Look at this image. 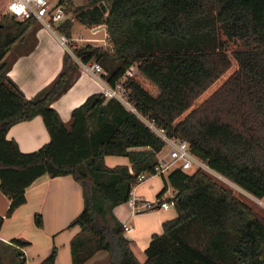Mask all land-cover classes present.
<instances>
[{"label": "trees", "instance_id": "obj_1", "mask_svg": "<svg viewBox=\"0 0 264 264\" xmlns=\"http://www.w3.org/2000/svg\"><path fill=\"white\" fill-rule=\"evenodd\" d=\"M71 18L56 29L70 37L73 20L104 24L107 45L68 41L82 62L104 68L108 85L129 65L153 83L151 94L135 77L123 84L137 112L167 134L188 141L190 151L216 172L256 197L264 196V0H60ZM34 17H0V190L8 197L5 216L25 202V189L41 174H70L82 188L81 210L68 226L71 264H83L96 251L108 264H264V216L218 183L209 173L179 167L162 177L156 198L171 186L175 215L152 233L139 262L112 209L128 202L141 172H153L163 141L140 117L115 98L89 94L65 124L51 102L71 85L77 64L65 51L60 71L32 97L7 76L4 56L35 24ZM232 62L234 68L231 70ZM230 70V71H229ZM224 79L195 101L224 73ZM42 117L49 140L22 152L6 137L9 126ZM145 147L132 149V147ZM108 154L128 164L109 166ZM147 208L146 210H148ZM4 216L0 215V228ZM34 222L41 225L35 213ZM28 241L0 239V264H25ZM56 247L39 264H53Z\"/></svg>", "mask_w": 264, "mask_h": 264}, {"label": "crops", "instance_id": "obj_2", "mask_svg": "<svg viewBox=\"0 0 264 264\" xmlns=\"http://www.w3.org/2000/svg\"><path fill=\"white\" fill-rule=\"evenodd\" d=\"M8 1L0 0V17L3 15L12 16L11 10H7L5 7ZM71 1L73 5H86L88 0ZM74 21L77 20H73L72 26ZM57 23L47 27L42 22L36 21L26 31L24 38L10 47L4 58L9 65L7 76L26 97H32L60 71L64 52L67 51L71 55L73 62L77 64V73L67 90L51 102V106L57 111L61 120L68 124L72 109L80 105L89 94L101 92L108 83L103 73L95 74L85 70V62L73 54L67 45L68 42L62 44L59 41L61 32L56 29ZM88 29L89 34L84 35L81 32H74L71 27L70 37H67L68 41L74 43L87 41L93 45H107V32L104 24L94 25ZM100 32L102 34H99ZM137 72L135 65L131 76L136 77ZM138 75L141 80L150 82L139 72ZM137 81L146 88L144 83ZM153 89L154 87H152V91ZM157 93L158 89H156ZM6 137L15 140L22 152H30L48 142L49 133L42 117L35 115L29 119L12 123L6 131ZM142 148L145 147H132V149ZM106 158L107 155L104 156L105 164H107ZM115 161L117 162L109 166L128 164V159L126 161L115 159ZM157 175L159 174L151 175L138 183L134 187L133 194L139 199L153 201L146 197L159 191L162 184L155 179ZM239 188L241 187L239 186ZM169 189L170 192H168ZM243 191L251 201L248 204L264 216V196L256 197L246 190ZM171 193H173V189L168 186L160 198L165 199ZM8 203V197L0 190V215L4 216L0 228V239L4 242H8L13 237L27 240L28 244L21 248L25 264H39L48 255L52 246L56 247L53 264H71L69 243L72 236L79 231V226H68V224L82 208L83 195L79 182L70 174L50 177L44 173L26 187L25 202L15 208L9 216H5ZM124 203L125 206L121 209L120 206H123ZM162 210L155 207L133 213L128 202L120 203L112 209L113 216L120 223L125 222L131 225V230L123 233L129 240L134 255L141 263L146 258L144 248L151 234L160 233L162 221L171 218ZM35 213L40 214L41 225L35 224L33 219ZM107 256V251L98 250L83 264H108Z\"/></svg>", "mask_w": 264, "mask_h": 264}, {"label": "built area", "instance_id": "obj_3", "mask_svg": "<svg viewBox=\"0 0 264 264\" xmlns=\"http://www.w3.org/2000/svg\"><path fill=\"white\" fill-rule=\"evenodd\" d=\"M22 9V11H14L13 9ZM12 17L17 20H23L26 18L34 17L37 21L42 22L47 27H50L53 23L59 22L64 18H71V14H66L63 3L60 0H12L10 8ZM59 41L62 44L68 42L67 36L61 33ZM85 70L99 74L105 73L101 64L95 60L85 62ZM135 70V64H131L123 73L120 80L116 81L113 85H107L102 89L101 93L105 98H115L120 101L127 109L136 113L140 119L163 141V146L166 147L164 153L161 149L156 153L157 162L153 168V172H141L137 175L134 184L131 187L130 197L128 203L130 205L131 212L141 211L147 208L168 209L173 208L175 204L174 192L167 198H155L153 201L143 200L137 198L133 194L134 187L146 180L148 177L154 174H167L169 171L176 167L181 169H202L207 173H217L214 169L210 168L206 161L199 158L190 151L188 141L184 138H179L167 134L166 130L157 126L152 120L142 116L137 112L133 103L129 99L128 88L123 84V81L131 76ZM224 177V176H223ZM141 202V203H140ZM124 231H130L131 225L125 222L121 223Z\"/></svg>", "mask_w": 264, "mask_h": 264}, {"label": "rangeland", "instance_id": "obj_4", "mask_svg": "<svg viewBox=\"0 0 264 264\" xmlns=\"http://www.w3.org/2000/svg\"><path fill=\"white\" fill-rule=\"evenodd\" d=\"M54 1V0H52ZM78 2H81L83 0H77ZM12 1L9 0L6 4L5 7L8 10L10 8V3ZM66 14H70L68 12H66ZM72 30L74 32H81L84 35H88L89 34V29L87 26L83 25L82 23H80L79 21H74V25L72 26ZM99 34H102V32H100ZM84 43H88L87 41H79L77 44L81 45ZM234 62H232V67L231 70L234 68ZM230 71V70H229ZM229 71H227L226 73H224L219 79H217L196 101L195 104L198 103L202 98H204L208 93H210L214 88H216V86L224 79V77L229 73ZM135 79L139 80L141 83H144L145 87L152 93V94H156V89L157 87L148 81H144L141 80L140 75H138V72L135 74ZM152 87H154L153 91H152ZM155 90V91H154ZM166 151V147L163 146L161 149V152L164 153ZM115 159L117 160H125L126 161V156L123 155H115V154H108L107 158H106V162L108 165L113 164L115 161ZM193 169H188L189 172H191ZM209 175L215 179L218 183L223 184L224 186L230 188L239 198H241L242 200H244L245 202H251L249 199V196L246 195V193L243 191L244 189L239 188V186L237 184H235L234 182H232L231 180L227 179L226 177L223 176H219L217 173H209ZM155 179L157 181H159L163 186V182H162V177L160 175L155 176ZM161 187L159 188V190L161 189ZM168 192H170V189L168 190ZM156 192L153 195H150L148 197H146V199H153L156 197L155 196ZM141 203V202H140ZM125 206V203L123 204V206H120L121 209H123L122 207ZM162 210V209H161ZM164 211L163 213H165L168 217H172L175 215V211L173 208H168L167 210H162ZM9 255L5 256V260H4V264H10V261L8 262V258Z\"/></svg>", "mask_w": 264, "mask_h": 264}, {"label": "clouds", "instance_id": "obj_5", "mask_svg": "<svg viewBox=\"0 0 264 264\" xmlns=\"http://www.w3.org/2000/svg\"><path fill=\"white\" fill-rule=\"evenodd\" d=\"M13 10H14V11H22V9H15V8H14Z\"/></svg>", "mask_w": 264, "mask_h": 264}, {"label": "water", "instance_id": "obj_6", "mask_svg": "<svg viewBox=\"0 0 264 264\" xmlns=\"http://www.w3.org/2000/svg\"><path fill=\"white\" fill-rule=\"evenodd\" d=\"M0 26H1V23H0Z\"/></svg>", "mask_w": 264, "mask_h": 264}]
</instances>
